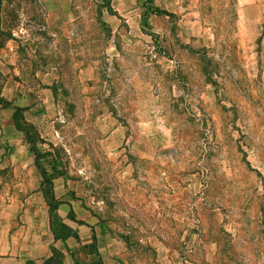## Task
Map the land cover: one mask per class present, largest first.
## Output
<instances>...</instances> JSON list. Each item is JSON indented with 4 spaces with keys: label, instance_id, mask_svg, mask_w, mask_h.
I'll return each mask as SVG.
<instances>
[{
    "label": "rangeland",
    "instance_id": "1",
    "mask_svg": "<svg viewBox=\"0 0 264 264\" xmlns=\"http://www.w3.org/2000/svg\"><path fill=\"white\" fill-rule=\"evenodd\" d=\"M49 5L0 0V259L264 264V0Z\"/></svg>",
    "mask_w": 264,
    "mask_h": 264
},
{
    "label": "trees",
    "instance_id": "2",
    "mask_svg": "<svg viewBox=\"0 0 264 264\" xmlns=\"http://www.w3.org/2000/svg\"><path fill=\"white\" fill-rule=\"evenodd\" d=\"M149 1H150V0H149ZM1 104H2L4 107H6V106L8 105L7 102H4V101H2V100H1ZM17 110H19V108H18V107H15L14 110H13V112L11 113V119H12V122H13L14 125H15V120H16L15 118H16V115H17ZM15 126H16V125H15ZM16 127H17V126H16ZM24 140H25L26 143H28V145H29L28 148H29V150L33 153V156H34V163H35V165H36V166L39 168V170H40V175H41V177H42V180H43V181H48V182H49L51 176L49 175V176L47 177V176H46V175H47V174H46V170L43 169V168L40 166V164L37 162L38 154L36 153V150H35V148H34V146H33V142H32V140H31L30 138H28V135H27V134H25V136H24ZM51 172H52V175H53V174H57V173H59V170H57L55 166H52V171H51ZM57 205H58L57 202H56V203H51V205H50V210L55 209ZM70 218H71L72 220H74L72 216H71ZM74 221H76V222H78V223H81L80 220H74ZM50 230H51L52 237H53L54 240L59 239L60 241L64 242V241L66 240V238L69 237V236L76 237L75 232H73V231L70 229V227H68L67 225H65V224H63V223H59V224H57L56 227H53V225L50 224ZM91 238H92V241H94V236H93V235L91 236ZM92 244L94 245L93 242H92ZM95 249H96V248L94 247V251H95V253H96V250H95ZM99 260H100V259H99ZM99 260H98V263H97V264H101Z\"/></svg>",
    "mask_w": 264,
    "mask_h": 264
},
{
    "label": "crops",
    "instance_id": "3",
    "mask_svg": "<svg viewBox=\"0 0 264 264\" xmlns=\"http://www.w3.org/2000/svg\"><path fill=\"white\" fill-rule=\"evenodd\" d=\"M55 0H48L49 6L47 7L46 14L48 17H53L55 13H57V10L54 5ZM13 238V237H12ZM8 244V246H7ZM1 253H5L6 249L9 250L10 253H15L17 250V241L15 239H10L7 242H2V246H0ZM0 264H16L15 258L14 257H8L6 259H0ZM63 264H74L72 260L68 259L67 257L64 258Z\"/></svg>",
    "mask_w": 264,
    "mask_h": 264
}]
</instances>
